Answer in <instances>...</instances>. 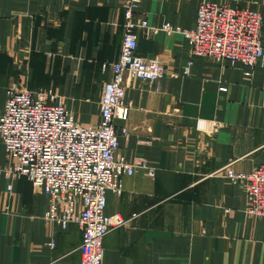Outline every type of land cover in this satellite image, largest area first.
Returning a JSON list of instances; mask_svg holds the SVG:
<instances>
[{
  "label": "crops",
  "instance_id": "0c3cea01",
  "mask_svg": "<svg viewBox=\"0 0 264 264\" xmlns=\"http://www.w3.org/2000/svg\"><path fill=\"white\" fill-rule=\"evenodd\" d=\"M202 1L151 0L137 19L191 30ZM222 1L261 13L264 44V0ZM122 2L0 0V114L9 88L49 90L77 122L99 124L111 79L103 66L121 55ZM138 35L139 56L159 58L166 75L128 81L129 121L115 126L129 129L119 155L146 162L155 176L137 171L120 194H108L107 216L126 224L105 237L103 264H264V219L247 214L245 191L220 173L264 165V66L246 77L241 66L191 60L178 32ZM9 166L0 138V264H80V227L47 222L45 194L26 177L8 176Z\"/></svg>",
  "mask_w": 264,
  "mask_h": 264
},
{
  "label": "built area",
  "instance_id": "2783aa9c",
  "mask_svg": "<svg viewBox=\"0 0 264 264\" xmlns=\"http://www.w3.org/2000/svg\"><path fill=\"white\" fill-rule=\"evenodd\" d=\"M149 1L122 2L121 55L118 63L103 66L111 79L103 88L99 124L77 122L64 99L49 90L9 88L0 114V138L10 160L8 176L26 177L45 194L49 202L47 222H56L64 229L69 224L80 227V264H103L105 237L126 224L120 215L107 216L108 194H120L123 179L137 171L155 176L146 162H129L119 155V136L128 134L129 129L115 126L116 120L129 121L126 83L140 80L153 84L166 74L159 58L139 56L138 32H178L189 43L191 60L210 58L224 67L241 66L246 77H252L257 66H264L261 13L222 0H203L194 28L183 30L166 24L160 29L150 27L147 19H137L139 6ZM227 90L221 88L222 92ZM220 173L245 191L247 214L264 219V165L250 173H238L229 165Z\"/></svg>",
  "mask_w": 264,
  "mask_h": 264
},
{
  "label": "rangeland",
  "instance_id": "374dc122",
  "mask_svg": "<svg viewBox=\"0 0 264 264\" xmlns=\"http://www.w3.org/2000/svg\"><path fill=\"white\" fill-rule=\"evenodd\" d=\"M166 71V70H165ZM166 75V74H165ZM17 88H19V87H17ZM232 167V166H231Z\"/></svg>",
  "mask_w": 264,
  "mask_h": 264
}]
</instances>
